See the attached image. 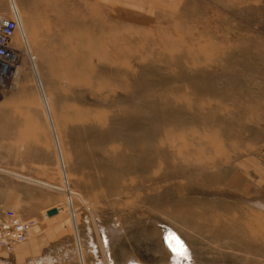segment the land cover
Wrapping results in <instances>:
<instances>
[{"label": "rangeland", "instance_id": "1", "mask_svg": "<svg viewBox=\"0 0 264 264\" xmlns=\"http://www.w3.org/2000/svg\"><path fill=\"white\" fill-rule=\"evenodd\" d=\"M14 12L31 52L17 31L0 211L37 222L23 264H172L167 228L192 264H264V0H0Z\"/></svg>", "mask_w": 264, "mask_h": 264}, {"label": "built area", "instance_id": "2", "mask_svg": "<svg viewBox=\"0 0 264 264\" xmlns=\"http://www.w3.org/2000/svg\"><path fill=\"white\" fill-rule=\"evenodd\" d=\"M21 30L20 20L0 16V86L16 68L19 50L13 42L17 31ZM37 222L35 219H23L13 210L0 211V248L11 252L19 243L26 242Z\"/></svg>", "mask_w": 264, "mask_h": 264}, {"label": "bare ground", "instance_id": "3", "mask_svg": "<svg viewBox=\"0 0 264 264\" xmlns=\"http://www.w3.org/2000/svg\"><path fill=\"white\" fill-rule=\"evenodd\" d=\"M14 14L17 16V18L20 20V17L18 16V14H16L14 12ZM21 23V21H20ZM21 36H22V43H23V46L25 48V43H27V52H31V47L27 41V38H26V35L23 31V26L21 24ZM23 31V32H22ZM22 45V44H21ZM18 58H19V55H18ZM46 101L44 102L45 104V107L47 109V114L50 118V120L53 122V119H52V116H51V112H50V108L48 106V101H47V98L45 97L44 98ZM53 132H54V139H55V143H56V146H57V149L59 152V155H60V158H61V162H62V165L64 166V159L62 157V152H61V148H60V145H59V141H58V137H57V132H55V128H53ZM70 196H73V195H76L75 193L69 191L68 192ZM166 230V238L167 240L173 245L172 248L174 251H176V254L173 258V263L172 264H192L191 261H189L188 259V256L186 255L188 253V249H185L183 246H182V242L180 240V237L176 234V232L170 228H167L165 229ZM189 254V253H188ZM191 259V258H190ZM82 264H84L82 262Z\"/></svg>", "mask_w": 264, "mask_h": 264}, {"label": "crops", "instance_id": "4", "mask_svg": "<svg viewBox=\"0 0 264 264\" xmlns=\"http://www.w3.org/2000/svg\"><path fill=\"white\" fill-rule=\"evenodd\" d=\"M28 245L19 243L14 250L9 252L5 248H0V264H23L26 259Z\"/></svg>", "mask_w": 264, "mask_h": 264}, {"label": "water", "instance_id": "5", "mask_svg": "<svg viewBox=\"0 0 264 264\" xmlns=\"http://www.w3.org/2000/svg\"><path fill=\"white\" fill-rule=\"evenodd\" d=\"M55 213H57V209L56 208H53V209L48 210V214L49 215H53Z\"/></svg>", "mask_w": 264, "mask_h": 264}]
</instances>
